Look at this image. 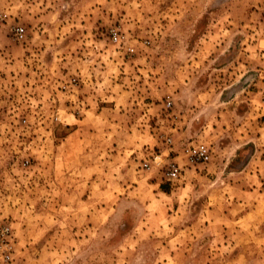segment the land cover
<instances>
[{
  "label": "rangeland",
  "instance_id": "obj_1",
  "mask_svg": "<svg viewBox=\"0 0 264 264\" xmlns=\"http://www.w3.org/2000/svg\"><path fill=\"white\" fill-rule=\"evenodd\" d=\"M0 8L9 264H264V174L252 169L264 160V0ZM73 78L85 98L62 93ZM198 142L212 160L186 166L180 152ZM170 149L183 166L173 183L165 156L154 161Z\"/></svg>",
  "mask_w": 264,
  "mask_h": 264
},
{
  "label": "built area",
  "instance_id": "obj_2",
  "mask_svg": "<svg viewBox=\"0 0 264 264\" xmlns=\"http://www.w3.org/2000/svg\"><path fill=\"white\" fill-rule=\"evenodd\" d=\"M7 14L0 8V27L5 26L7 24ZM12 37L15 42L24 43L27 41L28 33L24 26L16 25L11 27ZM112 41L120 46L122 42L121 34L117 30H113L111 33ZM148 43V42H146ZM127 53L130 55L135 54L134 47H128ZM262 79L264 81V72ZM81 88V80L78 78H73L68 82H65L61 86L62 93L77 96L79 90ZM264 94V91H263ZM173 102L171 100L166 101L164 105V109L168 112L172 109ZM58 119V118H57ZM173 142L171 138H166V145L172 146ZM174 152L172 149L166 151V153H162L161 155H157L154 157V161L156 164H160L161 160L165 156L166 162L164 164V176L167 181L174 182L178 180L182 174L183 166L180 164L178 157L172 155ZM181 157L184 159L186 166H199L209 163L212 160L213 150L211 147L202 142L191 143L185 147H183L180 152ZM143 167L146 170L151 169V165L148 162L143 164ZM12 228L9 225H3L0 227V243H2L5 247H7L3 251L2 263L9 264L13 261L11 250L12 239Z\"/></svg>",
  "mask_w": 264,
  "mask_h": 264
},
{
  "label": "crops",
  "instance_id": "obj_3",
  "mask_svg": "<svg viewBox=\"0 0 264 264\" xmlns=\"http://www.w3.org/2000/svg\"><path fill=\"white\" fill-rule=\"evenodd\" d=\"M85 84H86V83H84V86H85ZM84 89H85V88H83V90H81V91L79 92L83 98H85V96L83 95V91H84ZM69 98H70V100L75 101V100H79L81 97H80V95L78 94L77 96H73V95H71V96H69ZM82 103H83V102H82ZM256 165L260 166V168H258V167H256V168L253 167L252 169L257 170V171H260V172H261L260 174H264V160H262V162H256ZM252 166H253V165H252Z\"/></svg>",
  "mask_w": 264,
  "mask_h": 264
}]
</instances>
